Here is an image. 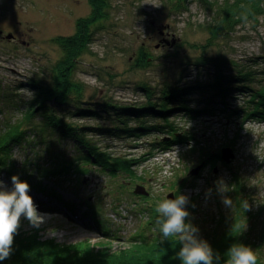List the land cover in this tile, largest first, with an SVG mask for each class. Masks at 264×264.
Here are the masks:
<instances>
[{
    "label": "rangeland",
    "instance_id": "rangeland-1",
    "mask_svg": "<svg viewBox=\"0 0 264 264\" xmlns=\"http://www.w3.org/2000/svg\"><path fill=\"white\" fill-rule=\"evenodd\" d=\"M205 1L209 5L189 0L183 11L176 9L171 0H108V15L96 20L91 17L90 0H0V128L22 119L24 103L35 93L30 82L33 78L47 81L62 57L52 39L74 34L78 19L80 32L91 33L86 51L75 57L74 80L84 87L86 101L139 107L147 102L146 94L138 88L141 85L152 88L154 94L166 85H195L198 78L190 63L201 55L236 63L238 67L225 69L228 76L238 75L237 71L243 69L264 80V17L242 22L231 33L214 37L207 25L223 0ZM9 34L18 40L10 41ZM253 86L258 89L257 84ZM199 93L195 90L188 96L190 105L201 107ZM238 95L228 99L226 112L194 117L169 115L168 120L179 135L187 137V143L167 148L153 146L167 137L159 132L129 138L92 134L95 144L116 162L113 168L95 166L83 175L72 171L67 177L43 178V183L60 193L66 203L31 189L29 195L44 219L34 228L21 218L18 231L28 235L35 232L43 240L63 245L85 242L93 251L121 255L135 235L160 241L157 226L149 220L157 215L156 205L171 193L173 199L177 195L188 198L187 222L199 229L201 239L216 227L219 218L235 212L236 181L244 188L250 209H260L264 206V114L244 117L246 99ZM235 108L240 111L232 112ZM74 121L79 126H98L94 120ZM51 140L62 151L61 161L72 160L78 154L73 139L57 135ZM33 142L34 136L29 135L25 149L14 150L11 163L15 174L26 167L33 179H38L41 170L35 164L52 169L53 163L43 145ZM224 148L233 152L229 163L221 160ZM29 161L33 164L26 165ZM201 162H206L205 167L196 176L189 175ZM10 177L0 168V179L9 189ZM219 181L230 189L225 195L232 199V208L221 202ZM137 185L144 187L148 196L134 194Z\"/></svg>",
    "mask_w": 264,
    "mask_h": 264
},
{
    "label": "trees",
    "instance_id": "trees-1",
    "mask_svg": "<svg viewBox=\"0 0 264 264\" xmlns=\"http://www.w3.org/2000/svg\"><path fill=\"white\" fill-rule=\"evenodd\" d=\"M90 1L93 7L91 17H95L96 20L104 19L110 8L108 0ZM171 1L174 2L176 9L182 8L183 11L189 4V0ZM202 1L209 5L207 1ZM217 8L213 13V21L207 25V31L214 37L231 33L242 22L256 21L259 17H264V0H231V2L223 0V5ZM80 24L78 19L74 34L52 39L53 43L61 49L62 57L53 66L51 76L47 78V81L39 78L32 79L30 86L35 93L32 99L24 103L25 113L22 119L15 124L9 123L0 128V168H3L10 176L19 175L31 189L43 196L56 198L66 203L60 193L43 183V178L67 177L72 171L83 175L90 170H87L89 167L95 166L103 170L113 168L112 164L116 162L101 151L90 137L92 134L129 138L159 132L166 133L167 137L162 138L160 142H155L153 146L167 148L171 145L187 143V137L179 135L168 120L169 115L182 114L194 117L215 111L226 112L229 110L228 99H236L238 94L246 99L245 109H243L244 117H257L264 114V80L257 79L251 70L243 71V69L237 71L238 75L228 76L225 69L231 65L238 67L236 63L223 57L205 55L197 57L194 63H190L195 67V75L198 78L195 85L179 88L166 85L158 94H154L152 88L141 85L138 88L146 94L147 102L139 107L116 106L109 101L99 103L88 101V99L86 101L84 87L74 80L75 57L86 51L91 39L90 31L86 33L87 35L80 32ZM201 49L204 51L206 46ZM142 54L145 55V53ZM147 63L145 60L144 65ZM200 72L205 73L200 76ZM205 76L210 77L209 81L202 80ZM254 83L258 85V89L254 88ZM195 90L200 92L198 104H201V107L189 104L191 99L188 96L195 93ZM237 111L240 110L235 108L232 112ZM37 117L39 122L35 123ZM75 119L94 120L98 126H79V122L74 123ZM29 135L34 136V144L43 145L53 163L52 169H44L35 164L41 170L39 171L41 178L38 179H33V176L26 171V167L23 168L24 170L20 169L19 174H15L11 163L14 150L19 147L25 149L27 146L25 142L28 141ZM57 135L61 139L74 140L73 145L78 153L74 159L60 160L63 158L60 154L62 151L51 140V137ZM25 164L33 163L29 161ZM81 165L84 166L81 167ZM235 183L233 195L236 202L235 212L231 211V215L219 218L216 227L211 229L203 240L211 245L214 252L219 253L221 264L226 258L224 254L228 248L236 243L251 247L257 256V264H264V206L255 211L251 209L245 211L242 206V201H245L244 188L241 187L240 182ZM71 205L72 208H77L74 203ZM156 216L149 220L154 226ZM178 250L179 244L174 240L171 243L161 244L158 239L150 241L141 234L130 238L126 253L120 255L101 250L93 251L85 242L63 245L53 240H43L35 232L28 235L18 231L12 255L9 259L0 261V264H181L174 258Z\"/></svg>",
    "mask_w": 264,
    "mask_h": 264
},
{
    "label": "clouds",
    "instance_id": "clouds-1",
    "mask_svg": "<svg viewBox=\"0 0 264 264\" xmlns=\"http://www.w3.org/2000/svg\"><path fill=\"white\" fill-rule=\"evenodd\" d=\"M9 189L3 179H0V261L9 259L13 252L15 236L18 235L21 218L29 225L38 228L43 222V215L29 195L30 185L22 181L19 175L10 177ZM217 190L222 196L225 207L232 208L233 201L225 195L230 189L222 181L217 182ZM211 190H209L210 192ZM188 198L177 195L175 199L165 198L155 207L157 218L155 224L160 237V243L179 244L175 254L181 264H221L219 253L214 252L211 245L199 237V229L187 222L190 213L186 211ZM245 211L250 210L247 201H242ZM223 264H257L254 250L244 244H232L226 253Z\"/></svg>",
    "mask_w": 264,
    "mask_h": 264
},
{
    "label": "water",
    "instance_id": "water-1",
    "mask_svg": "<svg viewBox=\"0 0 264 264\" xmlns=\"http://www.w3.org/2000/svg\"><path fill=\"white\" fill-rule=\"evenodd\" d=\"M220 157L224 163H229L234 158V155H233V152L230 148H224L221 151ZM202 167H203V165L201 163L200 165H198L194 169H192L190 171L189 175L196 176ZM215 172H216V169H213V173H215ZM134 194L139 195V196H148V193L145 191L144 187H142L140 185H137L135 187ZM167 198L173 199V194L172 193L169 194L167 196Z\"/></svg>",
    "mask_w": 264,
    "mask_h": 264
},
{
    "label": "flooded vegetation",
    "instance_id": "flooded-vegetation-1",
    "mask_svg": "<svg viewBox=\"0 0 264 264\" xmlns=\"http://www.w3.org/2000/svg\"><path fill=\"white\" fill-rule=\"evenodd\" d=\"M10 41H17L18 40V37L14 34H9V38H8ZM203 167H205L206 165V162H203L202 163Z\"/></svg>",
    "mask_w": 264,
    "mask_h": 264
},
{
    "label": "bare ground",
    "instance_id": "bare-ground-1",
    "mask_svg": "<svg viewBox=\"0 0 264 264\" xmlns=\"http://www.w3.org/2000/svg\"><path fill=\"white\" fill-rule=\"evenodd\" d=\"M46 211V210H45ZM43 212V211H42Z\"/></svg>",
    "mask_w": 264,
    "mask_h": 264
}]
</instances>
